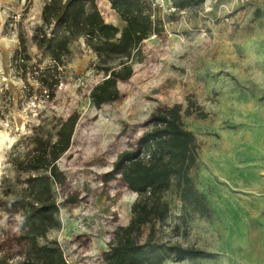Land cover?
I'll list each match as a JSON object with an SVG mask.
<instances>
[{
    "label": "rangeland",
    "instance_id": "rangeland-1",
    "mask_svg": "<svg viewBox=\"0 0 264 264\" xmlns=\"http://www.w3.org/2000/svg\"><path fill=\"white\" fill-rule=\"evenodd\" d=\"M64 1L53 0L57 7ZM137 2L87 0V36L69 45L47 98L32 72L53 63L31 41L45 2L0 0V258L9 264H107L104 252L137 217L141 199L112 172L113 162L139 145L153 113L174 105L196 137L189 175L208 213L183 202L173 178L161 196L166 218L134 227L132 237L143 244L152 233L155 243L210 254L182 261L171 255L161 264L234 263L229 238L242 235L250 208L264 195L231 184L229 160L241 167L249 143L264 137L258 130L264 97L256 81L230 76L229 25L240 26L257 0H205L176 11L177 0ZM123 35L133 39L120 42ZM23 47L26 75L17 58ZM124 64L132 75L117 80L118 98L97 107L91 90ZM66 135L69 146L60 150ZM38 142L46 157L33 169ZM41 251L53 258H41Z\"/></svg>",
    "mask_w": 264,
    "mask_h": 264
},
{
    "label": "trees",
    "instance_id": "trees-1",
    "mask_svg": "<svg viewBox=\"0 0 264 264\" xmlns=\"http://www.w3.org/2000/svg\"><path fill=\"white\" fill-rule=\"evenodd\" d=\"M114 5L125 0H109ZM136 3L139 0H134ZM205 0H177V7L184 9L198 5ZM41 12L42 23L37 24L31 35L32 44L42 57L48 58L53 65L46 69L34 66L33 76L40 87L51 97L55 86L59 82V69L65 66L70 56L69 45L86 37L84 19L87 16V0H65L62 7H57L53 0H44ZM132 36L123 35L120 42L132 40ZM17 54L20 69L25 75L28 72L29 60L26 50ZM132 70L124 64L122 69H112L109 76L91 90V98L97 107L118 98L117 80H127ZM204 116V115H203ZM152 128L145 131L134 149L121 152L113 162L114 174H119L127 187L136 192L141 199L135 204L137 217L123 230L119 238H115L103 257L107 264H161L169 256L174 255L178 261L185 258L194 259L210 256V254L181 245H168L152 241V233L141 244L132 237L134 227L152 221L155 218L164 220L168 209L161 202L162 194L170 187L173 178L178 186L182 185L180 196L183 202L192 204L199 211L208 213L203 196L195 187L189 175L198 158V147L194 133L188 130L181 116V106L159 110L151 115ZM64 134V133H62ZM70 135H66L60 142V150L69 146ZM44 142L35 146V158L31 167L37 169L44 164L46 157ZM41 258L52 259L53 254L40 252ZM61 258L59 251H56ZM0 264H9L5 257L0 258Z\"/></svg>",
    "mask_w": 264,
    "mask_h": 264
},
{
    "label": "crops",
    "instance_id": "crops-1",
    "mask_svg": "<svg viewBox=\"0 0 264 264\" xmlns=\"http://www.w3.org/2000/svg\"><path fill=\"white\" fill-rule=\"evenodd\" d=\"M245 15L240 26L229 25L230 76L242 84L256 81L259 96L264 97V0H257V7ZM260 107L264 109L261 101ZM258 130L264 136V121L258 123ZM249 145L241 167L229 160V182L244 193L264 195V137L254 138ZM250 209L242 235L229 238L233 264H264V196Z\"/></svg>",
    "mask_w": 264,
    "mask_h": 264
},
{
    "label": "built area",
    "instance_id": "built-area-1",
    "mask_svg": "<svg viewBox=\"0 0 264 264\" xmlns=\"http://www.w3.org/2000/svg\"><path fill=\"white\" fill-rule=\"evenodd\" d=\"M157 2H160L159 4H161V2H163V0H157ZM176 10H179V8L176 6L172 7V11H176Z\"/></svg>",
    "mask_w": 264,
    "mask_h": 264
}]
</instances>
